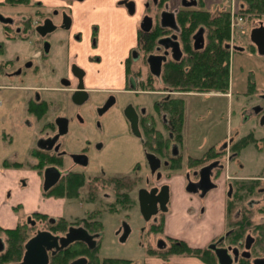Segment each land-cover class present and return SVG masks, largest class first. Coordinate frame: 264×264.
Here are the masks:
<instances>
[{
	"label": "flooded vegetation",
	"instance_id": "obj_1",
	"mask_svg": "<svg viewBox=\"0 0 264 264\" xmlns=\"http://www.w3.org/2000/svg\"><path fill=\"white\" fill-rule=\"evenodd\" d=\"M7 1L8 0L0 4V10L12 9L14 7L7 4ZM53 1H57L59 4L55 7L43 5L41 3H37V5L31 3L27 6L34 9L33 12H35V14L39 16L43 15L35 21L31 19L30 15L17 21L13 18L5 17L0 13V17L7 20L10 19V21L0 20V25H2L5 32H7V39H25L26 37L23 34L25 33L27 35L29 29L33 30L34 28L36 33L40 35L37 32V28L43 26L44 21L47 19L52 21L55 28L57 27L67 31L68 38L70 34L73 35L74 32H72V29L75 27V21L73 20L71 4L74 2H83L85 0ZM193 1H195V4L188 5V3H192ZM120 3L123 4L129 16L137 18L136 44L124 61L125 72L128 70L130 71L126 76L128 80H133V82L121 89H101V91L107 92L109 96H107L100 105L95 106V116L97 120L95 121V126L98 129H101V117L109 113L114 107H120V95L131 93L138 99L140 95L147 96V94L160 93L159 91H144L142 88V82L146 74L150 72L147 58L151 55H163L166 50L158 44L159 41L169 38L174 34L177 36V41L181 50L177 15L179 11L183 9L200 8V0H180L177 8L172 7L169 0L166 2H162V0H123ZM150 9L152 11H150ZM163 11L173 13L178 28L176 32L160 26V15ZM209 12L213 14L214 11L210 10ZM64 15L70 20L69 28L63 27ZM55 17L60 19L59 24L54 22ZM147 17L151 19V27L149 30L145 28L147 25ZM260 22L264 24V21H259L258 24L253 25L251 29L259 26ZM196 33L197 31L195 34ZM146 34H157L156 44L153 50L147 55L139 46L140 36ZM46 35L40 36L45 37ZM98 35L99 29L95 25L91 28L90 36V48L93 51L98 48ZM194 35L192 36V45L194 44ZM204 35L205 30L203 28V47L205 44ZM73 37L80 40L82 38V33L79 31L75 33ZM45 45H48V50H44L45 53H47L49 51V44L45 43ZM250 46L253 47L252 49H254V53H256V47L251 42ZM182 57L183 52L181 58ZM261 57L264 58V56ZM100 59L101 57L98 55H90L88 57L89 62L94 64L98 63ZM169 59L173 60L170 54L166 57L165 62ZM165 62H163L162 65ZM64 71L65 79L61 86L69 90L72 96L73 93L77 91L78 85H83L82 91L86 95L83 102L75 104L72 101L73 104L79 108L90 99L91 93L96 91L97 88L89 89L87 87V72L78 64L73 63L67 65ZM74 72L78 76H76ZM150 74L152 73L150 72ZM155 77H160V75ZM106 83L113 85L112 81H107ZM254 91L251 88V94H253ZM224 94L221 96L227 98L233 97L230 93V89L227 96ZM165 98L167 99L168 97ZM164 99L159 95L155 97L152 100V111H150L146 105L140 106L132 102H127L120 107V112L124 119V126L128 131V137H130L132 141L139 143L143 155V162L137 161L131 166L118 165L113 156H111L113 155V151L118 150V148L124 145H128L127 142H129V140L125 139L124 134L119 133L109 136L102 134L101 138H87L82 141L75 140L77 142L71 145L69 138L71 137L72 139L73 136H70V122L66 117L61 116L56 118L67 119V131L65 134L58 136L51 150H47L49 144H44V149L39 148L38 142L40 140L53 139L56 136V119L51 125V128H53L52 132L48 131L44 133L38 140L37 147L32 151L31 155L35 150H40L49 154V156L51 155L59 159V162L47 164L41 170L42 172H38L42 179V193L46 201L50 202V200L54 199L53 197L55 196L48 193L61 181H70L71 179L77 180L78 178L81 181L78 189L74 192L70 193L68 192L69 190H64L62 196H60V198L58 197L56 204L61 211L58 217L52 215L47 217V214L49 215L47 211H35L34 213L43 214L45 218L38 221L30 217L26 219L32 227L37 228L31 237L39 231H44L57 238V247L55 245L50 250H47V264H51L53 258L60 253L70 251L77 252L79 256L77 258H72L67 264H71L76 260H84L82 264H103L99 261L94 262L88 256L90 254L96 255L100 252L102 241L107 232V219L109 220L111 233L113 236H116L121 243H124L129 236L138 229L140 236L142 235L144 240L147 241L144 250L150 257V260L148 262H143V264H193L194 261H198L200 264H208L194 256L178 255V241L183 242L186 244L185 247L197 253L207 251L214 257L216 264L219 263L214 249L222 250L227 255L229 260L225 258V256L222 257V260L228 264H264V240L261 239L262 237L259 236V233H257L255 229L257 227L264 228V166H261L262 168L256 175H244L239 172L232 174L230 170L231 163L239 159L242 152V148L233 150V144L246 136H250L252 141H250L249 144L259 147L258 139H255L253 134L249 133L239 138L236 142L229 143L227 147L217 149V147L211 146L200 157H195L190 154L191 149L189 150V147L187 149L182 148L184 142L188 141L185 130L184 133L182 132L181 141H174L169 151L173 158H177L178 156L181 158L180 164L183 159L185 160L182 169H179V171L183 172L182 175H177L179 171L173 170V164L170 163L169 160H166L161 154L147 148V141L143 134V122L146 120L148 124H153L155 129L165 134L167 138L173 139L169 130H166L169 124L167 114L157 111L158 109L156 108L158 105L160 106V103ZM109 101V107L104 110V106ZM128 106H131L138 116V135L133 133L131 124L124 115V111ZM186 110L187 107L184 109V120L187 119ZM146 116H149V119H145ZM79 120H81V118ZM262 140L263 146L258 148L261 150L264 148V139ZM55 148H57L56 151ZM147 155H153L159 160V167L155 171H152L147 160ZM193 159L201 160L196 162V164H190V160ZM117 160L121 162L119 158H117ZM31 165H33V163ZM49 167H54L59 171V179L56 184L45 191L43 190L44 170ZM203 169H207L206 174L208 183H205V180L202 179L201 171ZM150 175L152 178H150ZM179 176L180 180L183 181L182 193L189 195V199H187L188 203H190L189 210L193 212V207L197 206L196 210L199 212V222H197L202 225L198 232V237L195 239L196 241H191L192 243L186 240L185 236L187 233L185 230L182 231L181 235L183 236L177 237L172 235V233H168L166 228L167 221L169 223L171 222L167 219H171L174 200H177L175 199L173 183H175ZM163 188H166L165 192H162ZM140 199L144 202L145 207L147 206L144 210L145 212L141 209ZM213 199H218L217 207L216 205L211 206L209 204V201ZM231 204H233L232 209L230 208ZM132 210L138 212L139 223H143V226L138 224L137 228L132 225V214L130 212ZM37 223H40L41 227L37 226ZM71 230L74 231L73 235L77 238L62 247L60 239L65 238ZM212 246L214 249L211 248ZM187 261H189V263ZM124 262L125 263L121 264H140L130 259H124ZM109 263L112 262H105L104 264ZM112 264L119 263L115 262Z\"/></svg>",
	"mask_w": 264,
	"mask_h": 264
},
{
	"label": "crops",
	"instance_id": "obj_2",
	"mask_svg": "<svg viewBox=\"0 0 264 264\" xmlns=\"http://www.w3.org/2000/svg\"><path fill=\"white\" fill-rule=\"evenodd\" d=\"M5 1L0 0V4ZM30 1L33 5L41 3L52 7L59 4L53 0ZM121 1L123 0H85L71 4L75 21L72 32L75 35L80 31L82 38L77 40L72 34L69 35L66 66L73 63L81 66L87 72V87L97 88L91 93L90 99L79 108L73 104L71 92L63 86L44 83L27 86L13 84L6 81L12 77L11 74L5 73L3 65L0 66V227L14 228L17 225L18 218L13 212L17 205L22 207L27 215L35 211L44 212L43 210L51 205L43 197L40 174L29 166L35 163L31 153L37 147L38 140L44 133L52 132L51 125L57 117L69 119L70 136H73L72 139L69 138L71 145L77 142L75 140L96 139L101 138L102 134L109 136L120 133L124 134L129 142L128 145L113 151L111 156L116 164L131 166L134 162H143L139 143L128 137L120 107L127 102L145 106L146 95H140L138 99L131 93L120 95V107H114L101 117V129L95 126V106L100 105L109 96L101 89H121L133 82L126 76L124 61L136 44L137 18L129 16ZM171 1L169 0V3ZM221 2L222 0H203V8L219 9ZM95 25L99 29V39L98 48L93 51L90 48V36L91 28ZM2 28L4 29L3 26ZM34 55L41 56L39 51ZM90 55H98L101 59L98 63H90ZM103 65L107 67L101 68ZM107 81H112L113 85L106 83ZM4 162L15 163L17 166L4 167ZM182 182L178 179L173 183L177 200L173 203L171 219H167L171 222L166 220V228L168 233L177 237L183 236L181 234L185 230L186 240L192 243L191 241H196L202 225L198 223L197 206L193 207V212L189 210V195L182 193ZM26 184L32 185L33 193L30 197L24 195L20 198V188ZM218 199L210 200L209 204L217 207Z\"/></svg>",
	"mask_w": 264,
	"mask_h": 264
},
{
	"label": "rangeland",
	"instance_id": "obj_3",
	"mask_svg": "<svg viewBox=\"0 0 264 264\" xmlns=\"http://www.w3.org/2000/svg\"><path fill=\"white\" fill-rule=\"evenodd\" d=\"M179 1L172 0L170 4H172V7L177 8ZM221 3V6H218L220 7L219 9H213V14L229 11L230 13L234 12L235 18L240 17L239 0H222ZM56 4L58 3L56 2ZM33 10L24 4L16 3L12 9H2L0 13L17 21L23 17H27V15H30L34 21L43 16L35 14ZM150 11L152 10L150 9ZM54 22L59 24L60 19L55 17ZM255 24H258V22H250L248 19L239 21L238 27L231 31L229 45L238 47V49H234L231 52L229 61V89L233 97H222L221 95L224 92L213 90L170 92L161 88L158 90L160 93H154L155 95L147 94L145 97V100H147L146 107L150 111H152V100L158 97V95L162 99L170 96L183 99L185 103L184 109L187 107V119L184 120L183 133L186 130L188 141L184 142L182 148L187 149L189 147V150L191 149L190 154L195 157H200L211 146H215L217 149L227 147L229 143H234L249 133H252L254 138L258 139L260 148L263 146L264 58L258 55L257 52L254 53L249 40V31ZM23 35L26 37L25 39L17 38L9 40L7 39V32L0 25V66L3 65V71L10 73L12 76L6 81L26 86L38 85L40 83L61 86L65 79L67 31L56 27L53 32L47 34L45 37H41L36 33L34 28L33 30L29 29L27 35L25 33ZM45 43L49 44V51L47 53L44 51ZM37 51H39V55L41 56L36 57L34 55ZM6 65L8 66L5 68ZM100 67L104 68L107 65ZM161 82L162 80H159L158 85H162ZM251 88L253 91L255 90L253 94L250 92ZM229 89L224 94L225 96L229 94ZM259 147L249 144L242 148L239 159L231 163L230 170L232 174L238 172L244 175L258 174L262 168L261 166H264V148L261 150L258 149ZM192 162L196 163V161ZM183 164H185L184 159L180 164L181 167L176 169L177 172L179 169H182ZM182 173V171H179L177 175L181 176ZM180 176L177 177V180L180 179ZM150 178H152L151 175ZM20 190L22 191V195L19 194L20 198L24 195L30 197L33 193L31 184H26ZM53 198V200H50L51 205L43 210L49 212L47 217L51 215L58 217L61 214L59 206L56 204L58 197ZM13 212L18 218L17 225L19 226H21L19 222H22L23 219H27L31 215H27L19 205L13 208ZM130 212L132 214V225L136 227L138 224L143 226V223H139L138 212L135 210ZM33 220L37 219L33 218ZM106 221L107 232L102 241L100 252L96 254L99 262L103 264L105 262L121 264L125 263L124 259H130L143 264V262L150 260V257L144 250L147 241L144 240L142 235L140 236L138 229L124 243H121L111 233L109 220L107 219ZM36 225L41 227L40 223ZM36 229L33 227L30 232H34ZM0 238L4 242L6 237L0 232ZM78 256L77 254L75 258ZM93 256V254H90L88 257L92 259ZM194 263L200 264L198 261H194Z\"/></svg>",
	"mask_w": 264,
	"mask_h": 264
},
{
	"label": "trees",
	"instance_id": "obj_4",
	"mask_svg": "<svg viewBox=\"0 0 264 264\" xmlns=\"http://www.w3.org/2000/svg\"><path fill=\"white\" fill-rule=\"evenodd\" d=\"M167 0H162L166 2ZM9 5L15 6L16 3L28 6L31 4L30 0H8ZM239 13L243 20L250 22L264 21V0H239ZM231 19L232 14L229 11H221L217 14L203 8V0H200V8H187L180 10L177 15V23L179 26V42L183 57L179 61L169 59L162 65L160 77H155L148 72L144 78L143 90L154 92L161 89H166L170 92L178 91H220L226 93L230 87V47L229 39L231 37ZM200 28L205 30V44L201 50H194L192 45V36ZM157 34H146L140 36V48L146 53H150L156 44ZM254 50V49H253ZM130 71H127V74ZM159 80H162V85H158ZM162 86V87H160ZM159 112L167 114L169 124L166 130H169L173 139L167 138L165 134L155 129L153 124L143 122V134L147 141V148L156 153H159L169 160L173 165V170L181 167L180 160L173 158L169 153L170 146L174 141H181L183 125H184V102L179 97H168L162 100L160 106L156 107ZM153 118V117H152ZM145 119H149L146 116ZM152 123V122H151ZM252 139L246 136L233 144L232 149L238 150L244 148L250 143ZM35 163L29 167L42 172L44 166L59 162L54 156L44 153L40 150H35L32 154ZM190 160V164H196ZM4 167L17 166L15 163L4 162ZM79 178L70 181L63 180L54 187L48 194L55 197L62 196L64 190L74 192L78 189ZM53 192V193H51ZM47 195V194H44ZM234 203V202H233ZM231 209L233 204H231ZM32 215V216H31ZM31 219L43 220L45 216L40 213L31 214ZM33 217V218H32ZM21 226L17 225L14 228H2L0 232L6 237L4 239V249L0 252V264H11L19 262L24 253V245L31 237L33 228L30 223L23 219L19 222ZM262 240H264V228H255ZM178 255L194 256L208 264H216L214 257L208 253L196 252L185 247L186 244L178 241ZM77 256V252H62L53 258L51 264H67L72 258ZM92 260L98 262V256L94 255ZM120 261V260H118Z\"/></svg>",
	"mask_w": 264,
	"mask_h": 264
},
{
	"label": "water",
	"instance_id": "obj_5",
	"mask_svg": "<svg viewBox=\"0 0 264 264\" xmlns=\"http://www.w3.org/2000/svg\"><path fill=\"white\" fill-rule=\"evenodd\" d=\"M195 4V1L192 3H188V5ZM0 20L2 21H10L9 19H4L3 17H0ZM69 18L64 15L63 17V27L69 28ZM146 30H149L151 27V19L146 18ZM160 26L162 28H168L173 31H177V25L174 18L173 13L169 11H163L160 15ZM55 29V26L53 25L52 21L47 19L44 21L43 26H40L37 28V32L44 36L49 32H52ZM194 44L193 47L195 50H199L203 47V28H200L197 33L193 37ZM250 42L256 47L257 54L260 56H264V24L262 22L259 23V26L254 27L251 29L249 34ZM160 46H162L166 52L163 53V55H151L147 58V63L149 64L150 72L155 75L159 76L161 72L162 63L165 62L166 57L170 54L171 58L173 60H179L182 56V52L180 50L179 43L177 41V36L174 34L173 36L165 39H161L158 43ZM170 49V50H169ZM45 50H48V45H45ZM169 50V51H168ZM74 71V70H73ZM75 73V72H74ZM76 76H78L75 73ZM83 85L79 84L77 87V91L73 93L72 101L75 104H80L85 99V93L82 91ZM110 105V101L106 103L104 106V110L107 109ZM124 115L127 118V120L131 124V129L133 133L139 134L137 129L138 124V116L135 112V110L128 106L125 111ZM57 126V134L53 139H46V140H40L38 142V147L41 149H44V144H49V147L47 150H51L53 144L55 143L58 136L63 135L67 131V119L65 118H58L55 121ZM51 145V146H50ZM57 148H55V151ZM147 160L149 162V165L152 169V171H155L159 167V160L156 159L153 155H147ZM207 169H203L201 171L202 179L205 180V183H208V177L206 174ZM59 179V171L54 167H49L44 170V181H43V190H48L51 186L56 184ZM166 188L162 189V192H165ZM141 194V192H140ZM141 201V209L143 212L146 209L144 202ZM73 230H71L65 238L60 239V244L63 246H66L68 243L75 240L77 237L73 235ZM52 241V242H51ZM57 247V238L51 236L49 233L44 231L37 232L33 237L29 238L28 241L24 245V253L22 256V259L18 263H12V264H47L48 263V254L47 250H50L53 248V246ZM212 249L213 246L211 247ZM4 249V243L0 239V252ZM216 258L218 260L219 264H228L225 263L222 260V257L225 256V258L228 259L227 255L222 251L218 249H214ZM229 260V259H228ZM84 260H76L72 262L71 264H82Z\"/></svg>",
	"mask_w": 264,
	"mask_h": 264
},
{
	"label": "built area",
	"instance_id": "obj_6",
	"mask_svg": "<svg viewBox=\"0 0 264 264\" xmlns=\"http://www.w3.org/2000/svg\"><path fill=\"white\" fill-rule=\"evenodd\" d=\"M232 14V19H231V31H233V29H235L236 27H238L239 25V21H242L241 17H234V12L231 13Z\"/></svg>",
	"mask_w": 264,
	"mask_h": 264
}]
</instances>
